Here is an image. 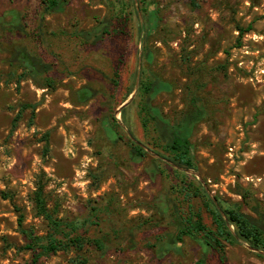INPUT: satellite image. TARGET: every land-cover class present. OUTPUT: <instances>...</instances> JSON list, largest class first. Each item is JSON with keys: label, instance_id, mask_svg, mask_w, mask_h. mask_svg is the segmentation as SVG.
Masks as SVG:
<instances>
[{"label": "rangeland", "instance_id": "374dc122", "mask_svg": "<svg viewBox=\"0 0 264 264\" xmlns=\"http://www.w3.org/2000/svg\"><path fill=\"white\" fill-rule=\"evenodd\" d=\"M64 1L63 11L42 21L43 0H0V264H264V250L243 240L225 243V263L200 241L175 240L168 214L178 205L214 229L200 186L215 206L219 198L257 218L237 194L240 185L264 211V0ZM146 6L160 16L150 35ZM249 25L241 36L238 28ZM19 45L47 65L46 73L18 82L23 71L10 58ZM146 48L152 60L144 59ZM148 77L168 84L152 105L172 124L189 111L191 91L205 104L208 115L190 138L196 170L154 143L151 120L144 128L134 100ZM85 86L96 95L80 105L76 92ZM131 92L124 121L118 110ZM112 117L122 122L123 141L108 134ZM131 142L147 155L134 157ZM39 184L59 218L88 220L81 233L104 241L106 250L86 244L38 260L23 251L21 214L25 228L49 233L36 215Z\"/></svg>", "mask_w": 264, "mask_h": 264}, {"label": "trees", "instance_id": "16d2710c", "mask_svg": "<svg viewBox=\"0 0 264 264\" xmlns=\"http://www.w3.org/2000/svg\"><path fill=\"white\" fill-rule=\"evenodd\" d=\"M147 1L149 0H143L141 3L145 4ZM192 2L195 6L197 5L196 0H192ZM43 3L44 12L41 18L42 21H44L47 15L63 11L66 5L64 0H43ZM143 12L147 21V31L150 35L159 26V11L146 6L143 8ZM150 24L152 25L150 26ZM109 28L110 26H105L102 29L103 33L108 34L109 32L107 31ZM252 29L253 26L249 25L247 29L238 28V31L243 36L245 33L252 31ZM144 53V59L146 61L153 59V54L150 49L146 48ZM10 65L23 71L18 78V82L27 77L32 79L39 78L47 70V65L36 55L32 54L27 47L22 45L17 46L13 51L10 58ZM116 76L119 77V73ZM114 83L118 85V80H114ZM46 85V87H52L53 81L51 78H46ZM167 88L168 84L157 78L148 77L147 79H142L139 95L134 102L139 100L144 128H148L150 120L153 123L154 131L157 134L154 143L163 144L168 156L180 166L196 170L195 146L190 138L195 126L207 117L208 110L196 92L191 91L188 105L189 111L172 124L170 120L164 118L159 110L152 105L156 95ZM95 95L96 91L89 86H85L76 92L77 101L80 105L87 104ZM27 107V105L23 106V109L14 119L13 129L17 127L22 112ZM126 110L122 112L124 121H127ZM107 125L110 137L114 140H124L125 136L117 131L119 124L115 117L108 120ZM131 146L134 157L144 158L147 155L146 151L135 143L131 142ZM179 174L183 173L179 172ZM182 183L184 184L185 182L182 181ZM185 185L186 187L183 188V191H187L188 189L187 183ZM200 188L202 196L207 197L209 202L210 211L214 217L215 228H208L199 215H196V220L192 216L184 215L181 208L178 205H174L169 208L168 214L171 215L173 225L176 229L175 240L183 242L185 237H189L193 240L200 241L204 246L215 249L220 254L223 263L227 260L225 243L236 242L237 238L245 241L254 248L264 250V211H262L261 204L253 197L250 191L243 189L240 185L237 187V194L256 213L257 218L243 213L239 207L224 205L219 198H217L219 205L217 204L215 206L207 196L203 187L200 186ZM3 195L5 198L8 197V194ZM34 203L36 215L43 217L48 222L49 233L47 236H37L34 230L25 228L24 215L21 214L19 216V226L25 240L23 251H30L38 260L61 251L69 252L71 249L83 251L86 244L96 246L99 251L106 250L104 241L100 239H89L81 233L83 227L89 223L88 220H84L83 222H68L65 219L59 218L56 210L52 211L48 207L47 196L42 184L38 185L34 194ZM94 211L96 212L97 210L94 209ZM91 217H94V214ZM231 226L235 228V231L231 230ZM75 264H86V262L76 261ZM197 264H207L206 258L200 259Z\"/></svg>", "mask_w": 264, "mask_h": 264}, {"label": "water", "instance_id": "95a60500", "mask_svg": "<svg viewBox=\"0 0 264 264\" xmlns=\"http://www.w3.org/2000/svg\"><path fill=\"white\" fill-rule=\"evenodd\" d=\"M135 93H133L132 95H131V98H130V100L129 101H127V102H125L122 106H121V108L118 110V113H121L122 112V109H124L127 105H129L130 103H131V101L134 99V97H135ZM117 120H118V122L120 123V124H122V122H121V120L119 119V118H117ZM187 172H192V171H190V170H186ZM237 240H239L238 238H237ZM247 246L249 247V248H252V247H250L248 244H247ZM253 249V248H252Z\"/></svg>", "mask_w": 264, "mask_h": 264}]
</instances>
